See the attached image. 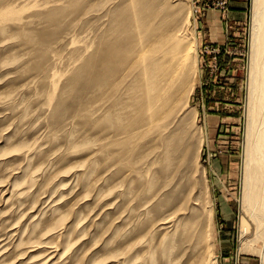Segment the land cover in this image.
Listing matches in <instances>:
<instances>
[{
	"label": "rangeland",
	"instance_id": "374dc122",
	"mask_svg": "<svg viewBox=\"0 0 264 264\" xmlns=\"http://www.w3.org/2000/svg\"><path fill=\"white\" fill-rule=\"evenodd\" d=\"M253 1L0 0V264H264L243 207ZM131 6L159 27L137 50L194 46L186 91L142 112L132 63L105 82L92 62Z\"/></svg>",
	"mask_w": 264,
	"mask_h": 264
},
{
	"label": "bare ground",
	"instance_id": "6f19581e",
	"mask_svg": "<svg viewBox=\"0 0 264 264\" xmlns=\"http://www.w3.org/2000/svg\"><path fill=\"white\" fill-rule=\"evenodd\" d=\"M144 12L145 10L141 6H131L129 10L122 12L120 16L122 19L115 27L114 41L105 47L100 44L99 51L92 60L96 65L100 64V66H97L99 68L95 74L105 82L109 80L115 67L119 65L123 67L124 64L132 63L139 73L136 76L135 84H130V87L128 84L126 91L130 96V105L136 108L135 110L141 112L150 108L154 109L156 106L154 105V101H158L163 95H166L168 90H171L174 94L186 91L189 86L187 83L192 68L191 58L194 54V46L182 50L178 43L171 46L173 53L171 54V58L167 60L165 56L161 57L160 55L156 56L147 53L146 45H142V49L139 48L140 50H137L134 47V42H143L144 38L141 39V37H145L144 35L147 32L151 36V42L159 40V33L157 31L159 27L152 30L150 24L147 26V23L142 19ZM252 19L248 107L250 125L248 127L245 152L246 176L243 207H245L253 223L256 225L254 227L256 237L248 241L246 244L248 246L260 238V235L264 232V0L253 1ZM163 37L166 36L164 35ZM146 61L153 63V65L151 64L153 68L149 72H146L147 66H144V62ZM114 63L116 65L110 70ZM82 79L83 75L78 74V76L74 77V82L81 83ZM113 118L110 120L108 118L105 119H108L110 125L115 126L116 123L119 124L116 118ZM101 124L105 125L107 122ZM253 165L256 166L255 170L252 169ZM243 221L249 224L244 225L243 231L249 233V228L252 224L247 222L246 219ZM263 248L261 256L264 258Z\"/></svg>",
	"mask_w": 264,
	"mask_h": 264
}]
</instances>
